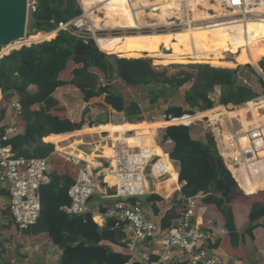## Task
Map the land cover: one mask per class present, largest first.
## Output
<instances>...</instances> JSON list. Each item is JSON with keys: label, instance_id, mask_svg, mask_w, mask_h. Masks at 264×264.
Wrapping results in <instances>:
<instances>
[{"label": "trees", "instance_id": "trees-1", "mask_svg": "<svg viewBox=\"0 0 264 264\" xmlns=\"http://www.w3.org/2000/svg\"><path fill=\"white\" fill-rule=\"evenodd\" d=\"M36 4L37 11L32 14L31 32L35 31L37 34L30 36L29 40L31 41L38 40V42H41L52 39L55 34L52 32L54 25L51 24V21L57 24L77 17L82 12L77 0H36ZM198 4H201L205 9L211 8L219 11L218 8H215L216 6L208 5L206 0L196 1V9L192 12L194 19L200 13L198 12L200 9L197 8ZM114 11L117 15L116 21L120 22L121 14L117 13L116 10ZM252 31L257 35H253ZM214 32H220L222 37L215 36ZM158 42L153 39L132 40L128 42L127 52L125 53H105L120 58H134V60L106 56L97 48H94L86 52L84 66L75 69L72 72V81L67 83L59 79L60 73L65 70L69 61H73L76 65H83V60L74 54V48L76 44H79L78 41L68 34L58 33L53 40L31 45L30 47H22L19 50L11 51L0 59L2 100L9 101L17 96L24 111H28L33 104L46 103L45 110L35 113L32 124L29 122L27 125L25 124L27 128L26 135L30 137L33 134L38 136L58 135L71 132L75 128L80 129V125H73L68 120H60L56 116L49 115L51 107L57 105L52 98L53 93L63 85L69 84L74 85L81 91L85 101L105 94L106 104L112 107L113 110L123 113L129 123L143 121V111L139 106L140 102L132 100L128 102L121 93L112 92L107 88L105 90L97 89L98 79L87 71L89 68H98L103 73L107 84H110L114 73H116L117 77L126 79L128 85L140 87L141 89L148 88V98L153 104L163 96L165 99L173 97L185 84L190 82L191 85L184 95L185 103L189 109L184 110L182 107L177 106L168 107L164 112L166 117H179L184 113H196L194 111L205 112L213 109L216 105H218L216 108L223 106L233 109L235 106L251 103L264 95V79L258 76L253 68L247 67L244 69H249L257 76L260 88L258 92L252 87L239 82V76H237L239 70L217 68L223 63L228 64L222 66L235 67V63L239 62L236 68L250 64L254 65L261 58H264V19L245 28L235 38H231L225 29L218 27L211 29L206 36L198 37L195 34L179 32L175 33L172 38L159 39ZM225 42L230 43H226L225 46L229 48L231 56L236 57L235 63L224 61L218 50V46ZM208 43L213 44L205 49ZM153 46L155 47L153 48ZM259 48H262L261 52H258ZM0 52H8V50L3 49ZM188 55L191 60H196L193 63H202L187 65L193 70L190 77L184 76V73L180 75L177 73L170 76L174 77V80H168L167 71H158L159 68L152 65L153 60L151 58H155V63L164 67L173 70L183 68L186 66L183 64L189 63L187 62ZM243 57L249 64L246 63ZM201 59L203 61H199ZM258 65L264 75V60L259 62ZM31 85L36 86L37 91L35 93L28 92ZM166 93H168V97ZM216 93H218V96L215 101L212 96ZM236 114L237 111L231 112L228 116L236 119ZM15 125L17 126V124ZM150 125L151 128H154L157 123ZM159 126L161 125L158 124L156 131ZM223 126L226 128L225 123ZM149 129L147 128L141 132L135 130L137 135L127 133L120 134L118 137L129 139L133 135L135 137L147 135ZM190 130L181 126H167L163 133V141L171 140L174 144L170 158L179 164L178 181L185 182L180 194L187 199L195 197L200 192L205 194L203 202L216 206L224 216L225 226L229 231L231 241L234 243L236 234L233 218L230 215L229 208L225 207L228 201L234 197V192L226 193L225 188L234 180L224 165H217L219 157L211 133L208 132L210 135L208 134L207 143L202 144L192 140ZM49 152L50 149L48 148ZM76 178L70 180L63 176H57L56 174L51 176L50 174V182L40 188L41 212L39 219L34 226H31L25 232V235L32 237L46 233L53 245L62 251L58 264H142L138 262L130 263V256L115 253L110 248L101 246L103 242L124 246L121 244L124 234L121 229L114 228V226L116 227L114 220L101 228L92 221L90 214L77 217L69 216L62 211V208H66L70 204L68 190L76 182ZM174 180H176V175H173ZM171 184L173 182L169 180L165 194L169 195L171 193ZM239 184L243 189L240 182ZM109 190H114V188L111 187ZM257 191L248 194L257 193ZM150 197L147 198V201H160L159 197ZM102 211V213H105L106 210ZM3 214L5 216L11 214L10 206ZM262 217H264V205L260 203L253 204L250 220L257 221ZM99 218V216H95L94 219L98 222ZM171 219H174V216L169 215L165 216L163 221L169 222ZM201 221L200 218L199 223ZM167 225H163V227H167ZM256 227L254 226V228ZM209 244H207V248ZM210 249L216 250L213 247H210ZM157 259L151 257L149 263L151 264Z\"/></svg>", "mask_w": 264, "mask_h": 264}, {"label": "crops", "instance_id": "crops-1", "mask_svg": "<svg viewBox=\"0 0 264 264\" xmlns=\"http://www.w3.org/2000/svg\"><path fill=\"white\" fill-rule=\"evenodd\" d=\"M32 34L35 35L37 33L35 31H32ZM195 35L198 37H202L197 34ZM29 36L30 34H28L26 30V37ZM56 36L57 35H55L50 40L55 39ZM45 41L47 40L38 42L36 44H40ZM97 49L104 55H106L105 53H112L106 52L98 47ZM220 49L221 48H219L218 50ZM115 57L118 59H126L117 57L116 55ZM126 60H134V58H127ZM158 60L163 61L162 59ZM187 62H190V60H187ZM246 63L248 62L246 61ZM223 64H220V66H222ZM255 64L253 66V70L258 76H260V73L256 69V67H259V65L257 63V65L255 66ZM152 65L154 67L160 66V64L155 63V60H153ZM235 65L236 66L233 68H235L236 70L238 64ZM82 66H84V63L83 65H76L73 61H69L65 70L60 73L59 79L67 83L71 82L73 79L72 72L75 69L81 68ZM87 71L98 79L97 89L105 90V88H107L112 92L121 93L128 102L130 100L138 102L135 100V97H139L141 90L140 87L128 85L126 83V79L117 77L116 73H114L112 77L113 80L110 82V84H107L105 82L103 73L98 68H89ZM237 76H239L240 80V72ZM242 82L245 85L250 86L246 81L242 80ZM36 91V86H29L28 92L35 93ZM216 94L218 96V93ZM52 98L57 103V105L51 107L49 115L56 116L60 120H68L73 125H80V129L75 128L71 132L58 135L50 134L48 136H38L33 134L32 136L27 137V123L29 122L30 124H32V122L34 121L35 113L41 110H45L47 107L46 103L33 104L31 107H29L28 111L22 110V113L20 115H16V112L12 107V103L19 102L18 97L14 96L9 101H3L2 93L0 90V132H3L4 129L11 124H17V126L19 127V132L6 143L5 146L7 150L20 158L48 159L51 176L52 174H56L57 176H63L70 180H74L77 174V168L63 160L56 152L57 150L63 149L65 150V152L73 154L78 152L89 159L95 167L100 169V167H107L109 165V158L113 156V140L116 137L119 138L118 136L120 134L122 135L129 132L130 135H132L131 133H135V135H137L136 131L141 132L143 130H146L147 128H150L149 132H152V129L153 131H156L158 126L157 123L154 128H151L150 124L152 123H149L144 119L145 111L143 110L141 102L139 103V106L143 111V121L129 123L123 113L113 110L112 107L106 104L105 94L85 101L81 91L74 85L69 84L65 86L63 85V87L56 89L52 95ZM256 105L257 104L251 105V109L254 106L257 107ZM216 106L218 107V105ZM233 109L237 111L236 118L242 116L243 120L244 117L248 114V110H245V108H240V106H235ZM239 111L244 112L240 113ZM241 123L244 124L242 121ZM164 129L165 127L163 128L159 126V129L156 131V133L153 132L154 137L153 135H140L135 137V139H132L133 137H130L128 139L130 144L140 145L144 143V146L149 145L153 140L157 146L156 154H165L173 166V169L169 168L171 177H165V179L160 181L153 179L149 180V192L142 199L143 209L146 214L145 216H147L148 219L157 226L160 233L164 232L165 234H167L174 226L178 224V220L180 219L183 210L189 207L191 201H194L195 207L192 211V223L204 230H213L214 232H216V230L220 231L216 232L217 234L214 236L213 241L208 245V251L213 254H217L222 259L223 264L264 263V255H262V253H264V217L258 219L257 221L250 220L252 205L256 203L264 205V198H259L262 195L264 197V191H259L256 194V197L252 200H248V198L255 196V193L246 195L241 191L244 197L235 198L234 196L233 199L228 201V204L225 205L226 208H229L230 215L233 218V225L236 234V241L233 243V241H231L230 239L229 231H227L228 229L225 226L226 220L224 216L218 211L216 206L212 204H205L203 202L205 194L200 192L195 197L188 199L184 198L180 194V190L185 182L181 183L180 181H178L180 172L179 164L177 161H173L170 158V153L174 148V144L171 140L163 141V143L157 141L158 131L162 130L164 133ZM191 138L192 140L198 141L202 144L207 143L193 138L192 134ZM48 148L50 149L49 153ZM250 170L254 173L253 181L249 180L251 184L250 188H247L243 184V182L239 180L240 178L237 179L240 181L244 191L246 190L248 193L255 192L259 189L264 188V179L263 177L260 178V176L257 175V173L259 172L257 166L251 167ZM173 175H176V180H174L175 182L173 181ZM169 180L172 181L173 184L170 185L171 193L168 195L165 194V189ZM106 183H110L111 185L114 184V178L108 174V171H106L105 176H102L99 181V184L103 186ZM232 189L233 188H231V191H233ZM236 189L238 188L236 187ZM0 192V264H58L62 256V251L58 247L53 245L51 239L46 233H41L32 237L27 236L25 235V232L27 230H19L13 222L14 220L11 214H8L7 216L3 214V212L10 205V197L5 185L0 184ZM150 196L159 197L160 201H147V198ZM118 202H120V199L115 196V190H109V188L104 186L100 192H97L89 200V207L91 210L90 216L92 217V221L98 227L104 228L107 223L113 219H105L103 217H100L99 221L97 222L94 219L95 216L103 214L102 210L107 211L108 209L114 207ZM127 203L132 204L133 200H128ZM197 205L199 207L198 210H196ZM240 207L245 210H242ZM62 211L65 212L63 208ZM65 214L68 213L66 212ZM68 215L77 216L73 214ZM169 215L174 216V219L169 220V222H164V217ZM200 218L202 220L201 223H199ZM163 225H167V227H163ZM254 226L257 227L254 228ZM114 228L121 229V232L124 234L123 239L126 238L130 233L128 227L125 224H121L116 227L114 226ZM122 240L121 244H123ZM101 246H106L115 253L130 256V263L138 262L142 264H150L149 258H157V256L151 251V248L147 246L146 243L136 244V249L134 252H129L125 246L122 247L121 245H112L108 242H103ZM210 247H213L216 250H212L210 249ZM167 257L170 261L171 259H175V262L173 264H186L182 262L180 253L177 251L168 253Z\"/></svg>", "mask_w": 264, "mask_h": 264}, {"label": "built area", "instance_id": "built-area-1", "mask_svg": "<svg viewBox=\"0 0 264 264\" xmlns=\"http://www.w3.org/2000/svg\"><path fill=\"white\" fill-rule=\"evenodd\" d=\"M188 1H181L182 14L176 16L184 25L192 24L186 19L182 21V15H190ZM212 1V0H210ZM225 10L237 11L236 17L239 21L246 23L248 20L260 19V15L250 9L247 0H213ZM37 11L36 0H28V15ZM192 15V13H191ZM236 22L231 20V22ZM54 25V34L65 33L75 38L79 44L88 45L93 42L98 46V40L105 38L100 34V30L95 28L89 11L82 9L81 14L72 19L61 21ZM31 37L12 43L9 52H0V59L11 51L19 50L36 44L29 41ZM14 45H18L17 47ZM3 48H0V51ZM264 100V95L251 103L240 106V108H250L253 104H258ZM16 115L22 112L19 102L12 103ZM205 112L184 113L179 117L163 116L158 124L161 127L181 126L192 129L196 123L201 122L206 128L212 129L211 136L215 143L219 158L223 165L231 174L236 187L247 194L240 186L239 179L253 181L254 173L251 167L257 166V175L264 176V115L255 117L249 112L243 119V123L248 122L244 128L241 121L242 116L232 119L228 116L231 112H236L227 107L216 108ZM245 108V110H247ZM264 111V108H261ZM263 116V117H262ZM250 118V119H249ZM205 121V122H204ZM226 124L227 129L223 126ZM19 132V127L11 124L0 132V184L7 187L10 197V213L15 225L19 230H28L34 226L41 212L40 188L50 182V165L48 159H24L16 157L6 148V143ZM129 133V132H127ZM126 133V134H127ZM153 135L149 132L146 136ZM135 136L133 135V138ZM113 156L107 167H95L84 155L76 152L68 153L65 150H57L59 156L66 162L75 166L78 170L76 182L68 190L70 204L64 207L65 213L77 216H85L91 213L89 199L95 193L100 192L105 186L114 188L115 196L120 199L114 207L108 209L99 217L113 219L116 226L125 224L130 233L122 240L123 245L129 252H134L136 244H147L151 251L157 256V260L151 264H173L175 259H168V253L177 251L180 253L182 262L186 264H223L222 259L207 249V244L213 241L216 235L213 230H204L192 223L194 201L181 213L178 224L167 234L159 232L157 226L145 216L142 199L148 194L150 179L163 180L171 177L169 168L173 169L172 163L165 154H156L157 146L152 140L147 146L143 144H130L128 140H113ZM244 170L245 175L239 173ZM106 171L114 178V184H99L100 178L105 176ZM128 200H133L128 204ZM98 216V215H97ZM264 264V263H262Z\"/></svg>", "mask_w": 264, "mask_h": 264}, {"label": "rangeland", "instance_id": "rangeland-1", "mask_svg": "<svg viewBox=\"0 0 264 264\" xmlns=\"http://www.w3.org/2000/svg\"><path fill=\"white\" fill-rule=\"evenodd\" d=\"M77 1L80 4L81 8L85 9L83 7V4L81 5L82 1L81 2H80V0H77ZM116 1L117 0H114L113 3L116 4ZM124 1L126 3L129 0H120V1H118L117 3H119V4H118L117 7H121V9H122L123 6H124V4L122 2H124ZM133 1L134 0H130L132 14L134 15L135 18H139V22L137 21V27L132 28V29H126L124 31H123V29H117V28H112L110 26H108V27L105 26V21L107 20V16H106V11L104 10L105 8L102 6L103 4L93 5L90 8V10L89 9H85V10L90 11L89 13H90V15L92 17V20L94 21L93 24L95 25V28L100 30V32H101L100 34L104 35L105 38H109V37H123V36L124 37L125 36L131 37L130 38L131 40L129 39L128 42H130L132 40L136 41V40H144V39H153L156 42H158L159 39L172 38L173 35H171L170 33H172V34L179 33V32L182 33L183 30H185L187 28H195V27H200V26H202V27L203 26L211 27V26H214L216 24L219 25V24H222V23H230L231 19H234V17L236 16L235 14L232 13V11H228V10H225L224 8H220V5L217 4L216 2H214L213 0L212 1L206 0L208 5L216 6L215 8H218L219 11H216V10L211 9V8L205 9V8H203V6L201 4L200 5L198 4L197 8L201 10V11H198V12L210 13L212 19H209V20H195L193 18V16L191 15V12H190V15H188L187 17H184L182 15V17L180 18L181 20L183 19L182 20L183 22L186 21V19L192 21V24H190L191 26L190 25L189 26L188 25L185 26L183 23H180L179 20L176 22V16L182 13V9H180V13L179 14L178 13H175L174 15L171 14L169 17L166 18V21H164V22H162L160 20V17H158L159 13L162 12L163 10H165V7L167 8V7L173 5V1H171V0H168V1L165 0L164 2L166 4L164 2L161 3V4H157L153 0H137V2L136 1L133 2ZM138 1H142V2H138ZM254 1L255 2H262V3L264 2V0H247L248 4H252L251 2H254ZM143 2L145 4H147V5H145ZM153 3H155V4H153ZM163 4H165L164 5L165 7L162 6ZM249 8L250 9H256L257 7L249 6ZM120 12H121V10H120ZM255 12H260V13L263 14L261 19H258V20L255 19V20L260 21V20L264 19V12H262L260 10H256ZM141 13H142V15L139 16ZM231 14H233V15L230 16ZM224 15L226 17H224ZM228 15H229V17H228ZM145 16H146V18H145ZM96 17H97V19H96ZM235 18L237 19V17H235ZM95 19L99 20V22H100L99 26H98V24L96 25ZM229 19H230V21H229ZM118 23H120V22H118ZM124 23H121V24H124ZM31 24H32V15H29L28 16V20H27V33L30 34V36L33 35L32 32H31ZM252 34L254 35V31L252 32ZM142 36H146V37H142ZM29 41H31V40H29ZM32 41L38 43V40H32ZM128 42L126 43L127 47H128ZM154 47L155 46H153V48ZM162 48H164V47H162ZM219 48H221L219 51L222 53L224 61H230V62H234L235 63L236 57L235 56H231V54L229 52V48H227L225 46V44L222 47L220 45ZM258 52H261V48L258 49ZM177 53H179V52L177 51ZM241 53H242V51H241ZM108 56H110V55H108ZM142 59H144V58H142ZM151 59L154 60L155 58H151ZM188 60H190V62L188 64H183V65H186L183 68H177V69L173 70V69H171L169 67H164L163 65H160L158 67L159 68L158 71H164V70L167 71L168 72L167 75L169 76V77H167L168 80H174V77H170V76H174L177 73L179 75L181 73H184L183 74L184 76L190 77L191 73L193 72V70L191 68H189L187 65H196V64H202V63H193L196 60H191L190 57H189ZM263 60H264V58H261V60H259L258 63L263 61ZM199 61H203V59H201ZM235 64H239V62L235 63ZM209 65L212 66L211 64H209ZM256 65L257 64H255V66ZM213 67H215V66H213ZM247 67H252L253 68V66H251V65L239 66L238 68H236V70H240L239 72H240L241 79H240L239 82L243 83L242 80L246 81L255 91L258 92V91H260V88H259V85H258V82H257V76H255L249 69H244V68H247ZM217 68L235 69L233 67H226V66H218ZM256 69L258 70V72L260 73V76H261L262 72L260 71L258 66L256 67ZM263 76L264 75H262L261 77L263 78ZM188 81H190V79H188ZM190 85H191L190 82L185 84L173 97H170L169 99L168 98L165 99V97L163 96L154 104L149 101V98H148L149 89L148 88H142L140 90L139 97H135V100L138 101V102H141V104H142L143 110L145 111L144 119L147 120L149 123H158V121L164 116V112L168 109V107H171V106L182 107L184 110H188L189 108H188V106L185 103L184 95H185V92L190 87ZM168 93H166L167 97H168ZM212 99L216 101L217 100V94H214L212 96ZM256 106H257L256 108L254 106L251 110H250V108H246V107H244V108H246L248 110V113L252 112L255 117L264 115V111L261 110V108H264V101L258 103ZM232 110H235V109H232ZM239 112L242 113L244 111H239ZM242 122H243V120H242ZM223 125H224V123H223ZM242 125H243L244 128H247V126L249 124L247 122V123H245V125L244 124H242ZM225 129H227V127ZM209 131L212 132V129L206 128L204 126V124L199 122V123H196V126H194L191 129V134H192L193 138H195L197 140H201L203 142H207L208 141V134L210 135V133H208ZM205 132H206L207 135L205 134ZM162 138H163V131L159 130L158 131L157 141L163 143V139ZM165 151H167V150H165ZM232 190L234 192L235 198L244 197L243 193L241 191H239L238 189H236V186L233 187ZM259 191L263 192L264 188L262 190H259ZM259 191H257V193ZM257 193H255V196L249 197L248 200H252L253 198H255ZM259 198L263 199L264 197L262 195ZM198 208L199 207L197 205L196 206V210H198ZM241 209L245 210L243 208H241ZM216 232H220V231L216 230ZM215 234H217V233H215ZM262 255H264V253H262Z\"/></svg>", "mask_w": 264, "mask_h": 264}, {"label": "bare ground", "instance_id": "bare-ground-1", "mask_svg": "<svg viewBox=\"0 0 264 264\" xmlns=\"http://www.w3.org/2000/svg\"><path fill=\"white\" fill-rule=\"evenodd\" d=\"M82 1V4H83V7L85 9H89L93 6V5H98V4H103L102 6L105 8L104 10L106 11V16H107V20L105 21V26L108 27H112V28H117V29H123L126 30V29H132V28H135L137 27V21L139 22V18H135L133 14H130V13H127L130 9H131V4H130V0L126 3L122 2L124 4L122 10H121V17H120V22L121 23H124L125 20L126 22L124 24H121V23H118L116 21V18H117V15L115 13V11L113 9H115V4L113 3L114 0H81ZM80 1V2H81ZM135 1V0H134ZM133 1V2H134ZM155 3H163L165 0H153ZM168 1V0H167ZM173 1V5L172 6H169V7H165L164 5L166 4H163L162 6L165 7V10H163L160 15L158 17H160V20L162 22L166 21V18L169 17L171 14H175V13H180V9H181V5L179 4L181 1H184V0H171ZM196 1H200V0H190L188 1V4L190 6V12L192 13L196 7H195V4L194 2ZM137 2V1H136ZM153 3V4H155ZM172 3V2H171ZM192 3V4H191ZM252 4L254 5H251L253 7H257L256 9H253V11L255 12L256 10H260L262 12H264V2H251ZM119 3H117V6H118ZM138 5V4H137ZM169 5V4H168ZM192 5V6H191ZM100 6V5H99ZM96 7V6H95ZM100 8V7H99ZM98 10V9H97ZM136 10V9H135ZM201 11V10H200ZM90 12V11H89ZM98 12V11H97ZM142 12V11H141ZM126 13H127V16H126ZM146 13V12H145ZM237 11H234V14H236ZM257 14L260 15V17L262 18V13L260 12H256ZM102 14V13H101ZM182 14V13H181ZM179 14V15H181ZM32 15V14H31ZM104 15V14H103ZM142 14H140L139 16H141ZM152 15V14H151ZM172 15V16H173ZM233 14H231L230 16H232ZM95 17V16H94ZM155 17V16H154ZM157 17V16H156ZM224 17H226L224 15ZM229 17V15H228ZM236 17V16H235ZM234 17V19H231V20H235L236 22H230V23H222V24H216L214 26H211L208 28V26H200V27H195V28H187L185 30H183L182 33H186V34H197L199 36H203L204 33L206 36L208 32H210L211 29H216L218 27H222L223 29H225L226 33L228 34V36H230L231 38L234 37L236 35H239L243 32V30L249 26H252V24H255L256 22H259L255 19H252V20H248L246 23H242L240 22L238 19L239 17L237 16V19ZM144 18V17H143ZM146 18V16H145ZM260 18V19H261ZM97 19V17H96ZM96 25L98 24V26L100 25V22L99 20H96ZM209 19H212L210 13H207V12H200L195 20H209ZM159 20V21H160ZM183 20V19H182ZM192 20V19H191ZM230 21V19H229ZM94 22V21H93ZM200 22V21H199ZM227 22V21H226ZM148 23V22H147ZM219 23V22H218ZM232 23V24H231ZM144 24V23H143ZM215 24V23H214ZM170 25V24H169ZM172 25V24H171ZM204 25V24H203ZM95 26V25H94ZM103 26V25H102ZM151 26V25H150ZM153 26V25H152ZM186 26V25H185ZM191 26V25H190ZM193 26V25H192ZM142 27V26H141ZM184 27V26H183ZM99 28V27H98ZM140 29V28H139ZM208 29V30H207ZM111 30V29H110ZM54 32V31H52ZM115 34V33H114ZM171 35L175 36V34H172L170 33ZM214 35L217 36V37H222V34L220 32H214ZM254 35H257L256 33H254ZM25 37H26V34H25ZM142 37H146V36H142ZM131 37H127V36H123V37H109V38H100L98 40V46L100 49L106 51V52H112V53H117V54H122V53H125L127 52V46H126V43H127V40H129ZM25 39V38H24ZM23 39V40H24ZM22 41V40H21ZM226 43H229V42H225L224 44ZM213 43H208L206 46H205V49L209 48L210 46H212ZM222 44L221 47L224 45ZM230 44V43H229ZM233 45V44H232ZM240 52V50H239ZM254 66V65H252ZM264 101V100H263ZM263 105V104H262ZM256 108V107H255ZM260 108V107H259ZM245 124V123H244ZM152 132H155L153 131L152 129ZM154 136V134H153ZM119 140H128L126 138H118ZM25 159V158H24ZM239 173L241 174H244L245 175V171L241 169V171H239ZM248 179V176H245L244 179H242L241 181L243 182V184L247 187V188H250L251 187V184H250V181L247 180ZM263 179H264V176H263ZM240 180V179H239ZM234 182V181H233ZM246 193H248L246 190H245ZM96 194V193H95ZM94 194V195H95ZM93 195V196H94ZM92 198V196H91ZM90 198V199H91ZM89 199V200H90ZM104 214V213H103ZM86 216V215H85ZM84 217V216H83Z\"/></svg>", "mask_w": 264, "mask_h": 264}, {"label": "water", "instance_id": "water-1", "mask_svg": "<svg viewBox=\"0 0 264 264\" xmlns=\"http://www.w3.org/2000/svg\"><path fill=\"white\" fill-rule=\"evenodd\" d=\"M27 20L28 0H0V48H6L25 38ZM94 48L97 46L93 42L88 45L76 44L74 53L75 56L82 58L85 64V53ZM217 163L223 164L220 158ZM235 185L234 181L225 188V191L230 192Z\"/></svg>", "mask_w": 264, "mask_h": 264}, {"label": "flooded vegetation", "instance_id": "flooded-vegetation-1", "mask_svg": "<svg viewBox=\"0 0 264 264\" xmlns=\"http://www.w3.org/2000/svg\"><path fill=\"white\" fill-rule=\"evenodd\" d=\"M118 1H120V0H117V1H116V4H115L116 6H115V9H114V10H116L117 13L121 14V12H120V10H122L121 7H117V2H118ZM139 2H141V1H139ZM127 13L132 14V9H130ZM127 13H126V16H127ZM141 14H142V13H141ZM125 22H126V20H125ZM14 46H17V45H14ZM13 48H15V47H13V46L10 47V46H8V47L3 48V49H4V50H10V49H13Z\"/></svg>", "mask_w": 264, "mask_h": 264}]
</instances>
